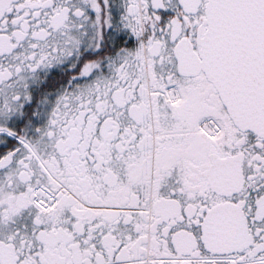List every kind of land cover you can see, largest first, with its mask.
Returning a JSON list of instances; mask_svg holds the SVG:
<instances>
[{
	"label": "snow or ice",
	"instance_id": "snow-or-ice-1",
	"mask_svg": "<svg viewBox=\"0 0 264 264\" xmlns=\"http://www.w3.org/2000/svg\"><path fill=\"white\" fill-rule=\"evenodd\" d=\"M0 264H264V0H0Z\"/></svg>",
	"mask_w": 264,
	"mask_h": 264
}]
</instances>
